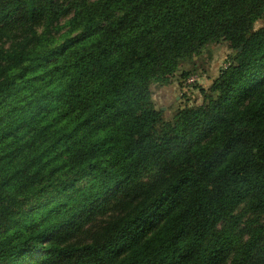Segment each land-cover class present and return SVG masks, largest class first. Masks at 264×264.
<instances>
[{"label":"trees","instance_id":"obj_1","mask_svg":"<svg viewBox=\"0 0 264 264\" xmlns=\"http://www.w3.org/2000/svg\"><path fill=\"white\" fill-rule=\"evenodd\" d=\"M262 18L264 0H0V264H264ZM219 40L212 93L164 119L151 84Z\"/></svg>","mask_w":264,"mask_h":264},{"label":"rangeland","instance_id":"obj_2","mask_svg":"<svg viewBox=\"0 0 264 264\" xmlns=\"http://www.w3.org/2000/svg\"><path fill=\"white\" fill-rule=\"evenodd\" d=\"M263 25L264 18L256 21L254 26L258 29ZM67 28H64L63 31ZM234 56L235 49L229 42L224 40L212 41L202 48L200 53L182 59L179 68L173 75L168 77L165 83L153 82L151 84L152 99L156 108L163 112V118L172 119L180 107L202 104L205 97L212 93L210 87L214 79L223 69L229 66ZM186 74H197L200 76V82L196 86L187 87L184 77ZM201 79L208 81V84L204 86ZM184 91L189 92L187 96L183 94ZM110 202L111 204L115 203L114 199H111ZM113 208L105 214L98 215L96 220L88 225L77 239L82 241L91 239L96 229L114 213Z\"/></svg>","mask_w":264,"mask_h":264},{"label":"built area","instance_id":"obj_3","mask_svg":"<svg viewBox=\"0 0 264 264\" xmlns=\"http://www.w3.org/2000/svg\"><path fill=\"white\" fill-rule=\"evenodd\" d=\"M200 82V76H198L197 74H191L189 75L186 79H185V85L187 87H191L194 86L195 84ZM186 91V89H185Z\"/></svg>","mask_w":264,"mask_h":264},{"label":"crops","instance_id":"obj_4","mask_svg":"<svg viewBox=\"0 0 264 264\" xmlns=\"http://www.w3.org/2000/svg\"><path fill=\"white\" fill-rule=\"evenodd\" d=\"M201 83H203L205 86L206 84H208V81L201 79Z\"/></svg>","mask_w":264,"mask_h":264}]
</instances>
